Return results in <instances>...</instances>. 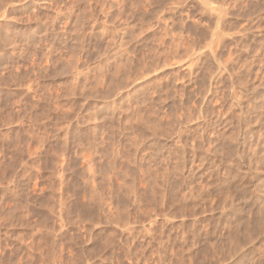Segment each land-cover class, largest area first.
Wrapping results in <instances>:
<instances>
[{
    "label": "rangeland",
    "instance_id": "374dc122",
    "mask_svg": "<svg viewBox=\"0 0 264 264\" xmlns=\"http://www.w3.org/2000/svg\"><path fill=\"white\" fill-rule=\"evenodd\" d=\"M0 264H264V0H0Z\"/></svg>",
    "mask_w": 264,
    "mask_h": 264
},
{
    "label": "bare ground",
    "instance_id": "6f19581e",
    "mask_svg": "<svg viewBox=\"0 0 264 264\" xmlns=\"http://www.w3.org/2000/svg\"><path fill=\"white\" fill-rule=\"evenodd\" d=\"M204 4H205V3H204ZM208 4H209V3H207V5H208ZM209 6H212V4L209 5ZM213 6H214V5H213ZM219 6H220V5H219ZM215 7H216V6H215ZM217 7H218V6H217ZM220 7H221V6H220ZM205 8H206V7H205ZM209 8H210V7H209ZM209 8H208V9H209ZM211 9H213V8L211 7ZM215 9H216V8H215ZM206 11H208V10H206ZM212 11H213V10H212ZM218 11H220V10H218ZM220 12H221V11H220ZM202 13H203V12H202ZM215 13H216V12H215ZM209 14H211V13H209ZM224 14H225V13H224ZM224 14L222 13V17L225 16ZM211 15H212V14H211ZM214 16H215V15H214ZM220 18H221V16H220ZM216 20H217V18H216ZM217 21H218V20H217ZM219 23H220V22H219ZM216 26H217V29H218V25H216ZM220 27H221V26H220ZM214 28H215V26H214ZM215 30H216V28H215ZM215 30H214V31H215ZM218 30H219V29H218ZM212 32H213V31H212ZM212 32H211V33H212ZM215 32L217 33L218 31L216 30ZM220 33H221V32H220ZM220 33H218V35H219ZM209 34H210V33H209ZM212 34H213V33H212ZM224 35H225V34H224ZM242 35H243V34H242ZM216 36H217V35H216ZM209 38H210V37H209ZM213 38H214V37H213ZM222 38H223V37H222ZM217 39H219V38H217ZM213 40H214V39H213ZM215 40H216V38H215ZM210 41H211V40H210ZM211 42H212V41H211ZM214 43H215V42H214ZM208 45H209V44H208ZM208 45H207V46H208ZM211 45H212V44H211ZM207 46H206V47H207ZM214 46H215V44H214ZM214 46H213V47H214ZM216 46H217V45H216ZM210 48H211V47H210ZM210 48H209V49H210ZM214 48H215V47H214ZM212 49H213V48H212ZM210 50H211V49H210ZM214 50H215V49H214ZM197 51H198V50H197ZM199 52H200V51H199ZM209 52H211V51H209ZM209 52H208V53H209ZM201 54L203 55L204 53H201ZM211 54H213V53L211 52ZM216 54H217V53H216ZM211 58H212V57H211ZM218 61H219V60H218ZM222 64H223V62H222ZM121 67H122V66H121ZM120 69H121V68H120ZM224 71H225V70H224ZM123 87H124V86H123ZM126 88H127V87H126ZM126 88H125V89H126ZM177 135H178V134H177ZM179 139H180V138H179Z\"/></svg>",
    "mask_w": 264,
    "mask_h": 264
}]
</instances>
